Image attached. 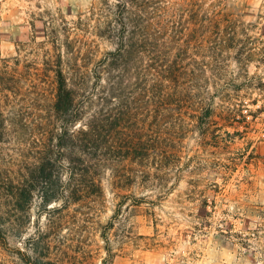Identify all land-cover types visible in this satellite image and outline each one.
Instances as JSON below:
<instances>
[{
    "label": "rangeland",
    "instance_id": "rangeland-1",
    "mask_svg": "<svg viewBox=\"0 0 264 264\" xmlns=\"http://www.w3.org/2000/svg\"><path fill=\"white\" fill-rule=\"evenodd\" d=\"M126 2L0 0L4 179L19 182L27 175L38 155V132L44 129L39 124L54 119L52 70L58 56L65 72L95 69L116 49L103 34L122 14L128 16ZM147 2L148 18L156 22L176 20L192 30L225 15L239 23L238 34L217 69L211 54L198 57L206 66L200 87H176L190 102L173 107L182 108L183 116L156 118L166 107L154 82L127 89L125 102L133 115L113 130L109 148L117 152L133 142H150L155 146L149 160L132 162L114 154L98 171L99 191L96 185L86 188L80 200L70 202L61 194L48 207L36 195L25 211L14 207L10 184L2 181L0 264H264V92L258 89L264 84V0ZM179 36L189 40L197 33ZM4 73L14 78L5 87ZM103 91L90 83L79 92L86 117L74 129L102 106ZM111 101L107 106L119 110L121 101ZM201 101L214 109L210 119L199 120L202 127L189 109ZM259 108L262 112L255 113ZM55 155L54 187L60 194L69 173Z\"/></svg>",
    "mask_w": 264,
    "mask_h": 264
},
{
    "label": "trees",
    "instance_id": "trees-1",
    "mask_svg": "<svg viewBox=\"0 0 264 264\" xmlns=\"http://www.w3.org/2000/svg\"><path fill=\"white\" fill-rule=\"evenodd\" d=\"M147 1L144 3V0H127L125 11L128 16L124 18L122 14V18L116 20L115 24H109L107 32L103 34L115 41L116 49L100 60L95 69L73 68L70 72H65L62 68L63 58L58 56L57 64L52 70L56 84L52 115L54 119L48 126L47 123L39 124L44 125V129L38 132L41 138L37 141L39 150L35 162L32 168H27V175L25 174L19 182H15L12 176L4 179L0 174V183L5 180L10 184L8 195L17 209L27 210L36 195H39L45 207H48L60 199L61 194H65V201L70 202L80 200L86 188L96 185L99 191L101 188L96 182L98 171L110 165L108 163L114 158V154L121 160L132 162L144 163L146 159L149 160L151 146H155L150 142H133V146L121 148L117 152L109 148L113 130L118 125L124 126L126 117L133 115V108L125 102L128 99L127 89L143 86L147 88V83L154 82L157 89H162L160 98L166 107V110L160 108V114L158 111L156 118H170L176 112L183 116L185 112L182 108L173 107L188 105L190 102L185 93H178L175 89L180 84L199 86L204 80L206 66L204 62H199L198 57L204 58L206 54H211L215 62L211 67L215 66V70L221 66L220 57L224 55L227 43L229 48L231 40H235L238 34V22L226 20L225 15H221L208 21L203 20L197 29L192 30L176 20L162 24L148 18L150 10ZM189 12L192 13V10ZM242 28L244 35L246 31ZM193 32L197 33V36H192V40L179 38V35L188 36ZM78 65L76 62V67ZM7 73L1 77L4 87L11 83L10 79H14L9 78L11 75ZM214 73L217 77V73ZM214 75L212 78L215 79ZM90 83L94 89L99 85L103 87L104 91L101 97L99 96L102 106L91 113L85 124L76 130L74 128L86 117L85 109L80 107L79 92ZM185 89L186 87H183L187 92ZM258 89L264 92V84L261 83ZM111 98L121 101L119 110L113 111L107 106L112 102ZM255 102L257 105L258 101ZM189 109L193 111L199 124V120L210 119L214 113V109L211 106L206 107L202 101ZM261 112L262 108L255 111ZM182 125L180 124V127ZM200 125L203 126L202 123ZM56 153H59L62 164L66 163L69 173V182L65 191L60 194L54 187V179L57 178ZM94 169L96 177L93 175Z\"/></svg>",
    "mask_w": 264,
    "mask_h": 264
}]
</instances>
